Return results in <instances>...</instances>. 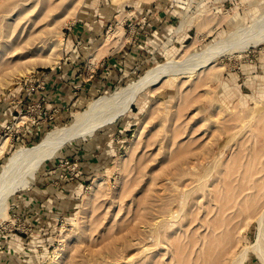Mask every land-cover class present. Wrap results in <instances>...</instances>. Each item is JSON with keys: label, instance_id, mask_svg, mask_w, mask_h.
<instances>
[{"label": "rangeland", "instance_id": "rangeland-1", "mask_svg": "<svg viewBox=\"0 0 264 264\" xmlns=\"http://www.w3.org/2000/svg\"><path fill=\"white\" fill-rule=\"evenodd\" d=\"M263 12L264 0H0V171L93 99ZM31 18L43 20L25 34ZM215 66L144 90L44 161L8 200L0 264H237L264 210V42ZM253 253L242 264H262Z\"/></svg>", "mask_w": 264, "mask_h": 264}, {"label": "bare ground", "instance_id": "bare-ground-1", "mask_svg": "<svg viewBox=\"0 0 264 264\" xmlns=\"http://www.w3.org/2000/svg\"><path fill=\"white\" fill-rule=\"evenodd\" d=\"M22 10L24 9L16 13L17 20L20 19L21 15L19 16V14ZM124 18V16L120 17V21L118 22L119 27L124 22ZM41 20L43 19L40 18L37 20L31 18L26 20L27 24L22 31H24L25 34L26 32L29 34L32 28ZM57 28L58 31L55 30V37H57L56 33L59 32L60 24H58ZM111 35L112 33L108 32L104 40L106 45ZM196 37L197 39L201 38V27L198 28ZM26 38H22L21 41L26 43L24 47L23 44H21L20 49H28V47H30L29 45L31 42ZM263 42L264 12L256 15L251 24L246 26L239 25L224 36L207 43L199 50H193L181 57L168 58L163 62L155 64L146 69L139 77L128 81L124 86L109 94H104L93 99L83 111L73 114L72 122L69 125L56 127L50 132H47L34 146L22 147L15 150L8 157L0 171V219H5L7 215L9 198L16 192L30 186L35 180L36 172L41 168L44 161L57 156L67 143L78 138L86 139L92 136L96 129L111 124L118 118L125 116L144 90L149 89L150 93L154 95L164 86L169 78L174 80L181 74L192 76L196 73L208 72L209 77L216 76L220 67L217 66L219 67L217 68L215 63L219 56L222 54L234 55ZM58 44L59 43H56V45ZM19 46H16V50ZM106 48L107 47L100 48L97 50L96 54L94 53L89 62L91 66H93L97 60L96 55L103 54ZM18 52L22 53V51ZM44 59L39 61L45 62ZM49 60L47 61L49 62ZM28 61L30 60L28 59ZM34 63L36 64L35 61ZM4 138L0 140V151L6 140H8L7 137ZM102 182L103 178L100 177L96 179L91 185L90 194H92L96 190V187ZM179 197L180 196H178V198ZM256 229L257 232L254 243L251 244L250 247H244L239 252L237 264H242L245 261L249 250H252L255 257L264 264V210L258 217ZM107 248L109 251L114 252V248L111 245H107Z\"/></svg>", "mask_w": 264, "mask_h": 264}, {"label": "crops", "instance_id": "crops-1", "mask_svg": "<svg viewBox=\"0 0 264 264\" xmlns=\"http://www.w3.org/2000/svg\"><path fill=\"white\" fill-rule=\"evenodd\" d=\"M48 189H49V188H48ZM48 189H47V190H48ZM58 189H59V187L54 188V193L58 194V192H57Z\"/></svg>", "mask_w": 264, "mask_h": 264}]
</instances>
